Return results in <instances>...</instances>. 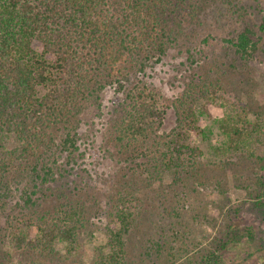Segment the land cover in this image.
Returning a JSON list of instances; mask_svg holds the SVG:
<instances>
[{
	"label": "trees",
	"instance_id": "obj_1",
	"mask_svg": "<svg viewBox=\"0 0 264 264\" xmlns=\"http://www.w3.org/2000/svg\"><path fill=\"white\" fill-rule=\"evenodd\" d=\"M242 8V0H0L3 250L9 243L16 255L24 252L20 258H30L28 264L50 256L58 241L75 252L93 235L94 210L109 221L103 229L109 253L97 248L95 264H128L131 232L150 209L148 190L157 189L165 173L180 179L186 174L183 181L202 173L201 163L193 161L202 150L182 140L195 119V95L184 108L191 119L179 110V127L171 136L161 134L165 102L143 75L173 48L194 57L188 40L198 34L196 22L211 12L233 17ZM223 40L247 61L261 49V37L250 26ZM109 84L117 85L121 96L110 107L103 92ZM200 93L207 95L204 89ZM88 109L96 117L105 112L99 135L84 126ZM239 119L222 124L234 149L250 134ZM189 151L192 160L185 158ZM105 156L112 174L101 168ZM86 158L90 170L83 168ZM258 179L263 185L262 176ZM261 193L254 196L256 203ZM243 208H236L214 248L196 264H225L231 245L255 239L249 227L241 228ZM6 253L10 260L12 251Z\"/></svg>",
	"mask_w": 264,
	"mask_h": 264
},
{
	"label": "rangeland",
	"instance_id": "obj_2",
	"mask_svg": "<svg viewBox=\"0 0 264 264\" xmlns=\"http://www.w3.org/2000/svg\"><path fill=\"white\" fill-rule=\"evenodd\" d=\"M242 2L245 8L233 17L211 12L207 19L196 22L198 34L188 40V46L194 48V57L189 59L185 48L183 52L179 47L173 48L143 75L165 102L161 134L171 136L179 127V110L184 112L183 118H190L184 108L188 107L190 96L195 95L192 109L195 119L187 125L182 140L190 148L197 146L202 150V155H193L197 166L201 163L202 173L198 179L189 181H183L186 174L180 179L165 173L163 179L155 183L157 189L148 190L150 209L144 220L133 228L134 233L131 232L127 244L128 264H196L203 253L214 248L216 238L239 205L244 207L238 217L241 228L249 227L255 239L231 245L224 252V263L264 264V184L260 185L258 179L262 176L264 181V0ZM246 26L253 27L261 37V49L249 61L242 59L232 45L223 40L235 36ZM214 88L217 94L212 91ZM202 89L207 95H201ZM103 92L104 103L109 107L121 99L115 84L107 85ZM179 97L183 98L182 103L177 101ZM86 111L84 126L88 123L87 127L99 135L103 131L105 112L102 117H96L92 110ZM237 117H240V126L249 128L250 134L241 141L242 147L234 149L222 124ZM12 145L9 143L10 147ZM108 157H103L101 168L112 174L114 168L108 163ZM191 157L189 151L185 158L190 160ZM86 160L88 164H83V168L90 170V159ZM218 179H222L220 184H217ZM219 186L226 192L219 191ZM258 190L262 192L258 198L260 203L254 199ZM93 212L90 218L93 235L82 239L79 249L71 253L66 243L55 242V251L50 256L39 255L37 264H95L97 248L109 253V238L103 230L109 221L106 214ZM2 226L0 222V228ZM114 226L119 228L120 223ZM157 229L162 232L158 233ZM2 234L0 230V264H28L30 258H20L24 252L16 255L9 243L3 250ZM7 250L12 251L10 260L6 257Z\"/></svg>",
	"mask_w": 264,
	"mask_h": 264
}]
</instances>
